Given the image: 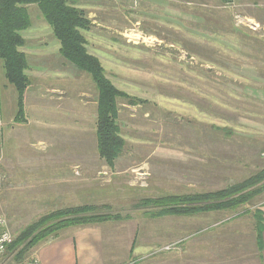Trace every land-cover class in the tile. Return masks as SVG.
<instances>
[{
	"label": "rangeland",
	"instance_id": "rangeland-1",
	"mask_svg": "<svg viewBox=\"0 0 264 264\" xmlns=\"http://www.w3.org/2000/svg\"><path fill=\"white\" fill-rule=\"evenodd\" d=\"M72 1L92 24L83 32L89 53L118 89L142 102H119L126 145L114 168L104 162L88 167L103 161L97 88L60 55L38 8L28 7L32 23L22 33V50L30 86L23 122L15 121L17 94L0 61V215L14 240L54 211L86 205L94 214L122 217L89 223L105 231L118 226L119 236L104 247V264L257 259L252 216L264 193L235 212L191 216H154L158 208L139 203L217 191L264 168V105L254 84L264 69L263 31L245 19L253 13L261 20L264 0ZM64 163L72 164V174ZM84 185L91 188L79 193ZM79 226L50 234L19 260L17 252H7L5 264H21L55 233Z\"/></svg>",
	"mask_w": 264,
	"mask_h": 264
},
{
	"label": "trees",
	"instance_id": "trees-1",
	"mask_svg": "<svg viewBox=\"0 0 264 264\" xmlns=\"http://www.w3.org/2000/svg\"><path fill=\"white\" fill-rule=\"evenodd\" d=\"M30 5L38 8L43 19L52 28L55 38L60 43V55L79 71L87 73L94 82L98 91L96 121L98 152L100 158L110 168H114L116 159L121 156L126 145L119 124V102L136 104L142 100L118 89L107 77L99 59L89 53L83 32L89 31L92 24L86 12L78 8V3L72 0H0V61L3 63L8 84L14 86L17 94L18 110L15 121L25 120V93L30 86L27 74L29 64L22 50L26 45L22 33L29 30L32 23L28 8ZM221 131L225 132V135H231L230 130ZM262 193L264 168L242 182L217 191L146 198L141 200L139 207L148 208L153 205L159 209L154 216L161 217L235 212L250 205L253 199ZM261 207L255 209L252 216L255 220L254 231L259 252L262 250L264 232V215ZM94 211L92 206L86 205L54 211L23 230L9 247L8 253L17 252L19 260L28 249L38 245L50 234L58 233L68 226L122 219L118 213L98 215L94 214ZM239 217L241 214L235 219L238 220ZM56 233L52 238L57 236Z\"/></svg>",
	"mask_w": 264,
	"mask_h": 264
},
{
	"label": "crops",
	"instance_id": "crops-1",
	"mask_svg": "<svg viewBox=\"0 0 264 264\" xmlns=\"http://www.w3.org/2000/svg\"><path fill=\"white\" fill-rule=\"evenodd\" d=\"M252 14H246L245 19L246 21H255L256 23H258L259 25L258 27L261 28V31H263L262 34H259L260 36L259 35L258 36L263 40V43H264V14L262 15L261 20L257 18L258 17L257 15L255 14L252 15ZM260 50L264 51V46H262V49ZM257 62L254 67L258 70L260 66L259 64H257ZM254 84L261 87V90H260L261 92L258 90L260 94L256 95V97H258L264 105V69L263 68H262V77L261 76L260 78L256 77V79L254 80ZM27 91L25 93V101H24L25 104H26V99H27V95H26ZM14 104L17 105V100L14 102ZM101 162H104V161H99L98 163L96 162L95 164L93 163L91 164L89 162L86 165L88 167H93L94 165H97L99 167V166H102ZM63 165L69 166L68 168H70V171L68 170V172H71L72 174L73 171L70 167L72 164L64 163ZM104 165H106L105 162H104ZM87 169L88 168H85V170ZM53 184L50 186L52 187ZM56 185L57 184L55 183V186ZM89 188L91 187L88 185H84L81 189L78 188V192L81 193V192H84L85 190L88 191ZM261 211L263 212V215H264V204L261 207ZM238 220H241V218H239ZM115 225H116L115 229L113 230L109 229L106 231L104 227H101L99 224L97 225L87 224L84 226L67 228L62 235L59 234L52 240L44 244H41L37 249L36 255L41 261V264H104L105 260L103 258V251L107 243V240L113 234H116V237L119 236L118 234L119 232H117L118 226L117 224ZM252 233H254L256 237L254 227H253ZM112 240L113 239L110 240V244ZM255 246H256L257 254H258L256 257L257 259L255 258L254 260L247 259V264H264V232H263L262 243H261L262 250L259 252L256 238H255ZM133 247H132V250H133ZM111 264H116V262L111 263Z\"/></svg>",
	"mask_w": 264,
	"mask_h": 264
},
{
	"label": "built area",
	"instance_id": "built-area-1",
	"mask_svg": "<svg viewBox=\"0 0 264 264\" xmlns=\"http://www.w3.org/2000/svg\"><path fill=\"white\" fill-rule=\"evenodd\" d=\"M13 242L14 237L9 229L8 220L5 216L0 215V264L6 263L4 257L6 256L8 249L13 244ZM21 264H41V261L39 260L37 255H35L26 259Z\"/></svg>",
	"mask_w": 264,
	"mask_h": 264
}]
</instances>
